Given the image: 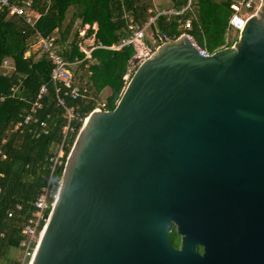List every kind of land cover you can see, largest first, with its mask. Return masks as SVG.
Masks as SVG:
<instances>
[{"label":"water","instance_id":"water-1","mask_svg":"<svg viewBox=\"0 0 264 264\" xmlns=\"http://www.w3.org/2000/svg\"><path fill=\"white\" fill-rule=\"evenodd\" d=\"M45 217L28 264H264V0L231 46H157L82 124Z\"/></svg>","mask_w":264,"mask_h":264},{"label":"trees","instance_id":"trees-1","mask_svg":"<svg viewBox=\"0 0 264 264\" xmlns=\"http://www.w3.org/2000/svg\"><path fill=\"white\" fill-rule=\"evenodd\" d=\"M22 1L25 0H10L17 4ZM31 1L32 10L39 14L34 29L23 18L9 15L6 9L0 11V66L4 59H9L15 68L7 76H3L0 70V98L3 99L0 101V258L8 257L12 250H21V229L31 216L41 189L49 184L52 194H57L66 159L82 126L77 120L70 123L74 133L67 135L61 164L54 166L52 160L68 122L56 96H62L65 106L83 119L102 102H98L102 100L99 96L109 86L110 95L104 101L107 109L113 110L138 67L133 65L138 44L120 50L96 49L91 60L79 64L78 69L86 79L80 86V96L76 99L64 96L68 89L55 87L50 79V62L43 54L28 51L35 31L44 37L55 33L58 37L56 43L72 61L75 57L83 59L77 48V32L83 25L92 27L96 24V44L110 47L126 35L129 19L142 26L157 15L152 0ZM233 1L191 0L186 8L188 0H170L171 9L183 12L157 16L149 25L148 39L141 42L145 47H153L154 51L161 44L158 38L162 34L175 40L186 33L209 54L231 46L233 41L226 43V38L230 31V5ZM187 21L190 28L184 29ZM92 32L90 28L88 34ZM15 85L19 90L13 95L11 89ZM42 86L46 91L37 100ZM56 88L59 89L57 94ZM36 101L40 107H33ZM26 116H30V121L15 129L17 122H22ZM41 123L45 124L44 129ZM169 240L174 248L179 247L180 237L175 230L169 234ZM11 262L19 264L18 261Z\"/></svg>","mask_w":264,"mask_h":264},{"label":"built area","instance_id":"built-area-1","mask_svg":"<svg viewBox=\"0 0 264 264\" xmlns=\"http://www.w3.org/2000/svg\"><path fill=\"white\" fill-rule=\"evenodd\" d=\"M20 1V0H19ZM254 0H234L232 4L230 5V8L232 10V15L229 20V28L230 33L231 31L235 33L234 36H230V34H227L226 43L233 41V43L238 39L239 33L241 32L243 26L245 25L247 19L252 15L251 11L254 8ZM191 4V0H188L186 8H188ZM7 10L9 15H15L18 17H21L24 19L25 23L29 25L32 29H34V24L37 21L39 14L36 11L32 10V1L31 0H25L22 1V4L17 3H11L10 0H0V11ZM242 11H246V16L243 17L241 15ZM182 11H166L162 14H157L155 17H152L149 19V21L145 25H139L132 21V19H129L126 35L123 36L118 44L110 46V47H104L102 44H96L95 42V34L97 31V25H93L90 27V25L85 24L83 27L78 29V40H77V48L78 51L83 54V59H79L78 57H75L72 61L67 58L63 54L62 47L56 43L58 37L55 33L51 34L50 36H42L39 32L35 31L34 35V41L31 44L28 51H34L38 52L40 54H43L45 58L50 62L52 65V70L50 74V79L55 85V87H64L67 92L64 93L65 95H68L69 97L76 99L80 96V86L76 83L74 73L72 68L79 65L84 60H91L92 58V52L96 49H109V50H120L123 47L130 46L132 44H138L142 40H144L147 37V32L149 30V25L153 24L156 17L159 15H170V14H181ZM184 29L190 28V22L187 21L184 24ZM92 29V34H88L89 29ZM186 36L189 38V40L193 43V45L196 46V48L200 51L201 54L204 56L209 55L205 50H202L197 46L195 41L191 36H189L186 33L181 34L178 38ZM161 43L164 41L170 40L165 35H161L158 38ZM232 43V44H233ZM145 47V46H144ZM147 49V46H146ZM152 52V51H151ZM150 52V53H151ZM0 70H2V75L7 76L11 74L15 70L14 65L11 63L9 59H4ZM19 90V86L15 85L12 87L11 91L12 94H16ZM46 91L45 87L42 86L39 92V95L37 96V100H39ZM59 92V89L56 88V94ZM57 104L64 108L65 117L67 119V125L63 129V138L61 143L59 144L57 148V154L52 160L53 165H60L61 157L64 153V147L66 145V138L69 133H74V129L70 126V123L73 120H77L81 123H84L88 116L84 117L83 119L79 118V115L73 111L72 108H68L65 106V102L62 96L57 95L56 96ZM0 101H3V99L0 98ZM40 107V104L36 101L33 105ZM108 110L107 109V102L102 101L96 105V107L92 110ZM34 112V108L32 109ZM91 111V112H92ZM90 112V113H91ZM89 113V114H90ZM30 121V116L24 117L23 121H18L15 125V129H18L22 126V123L27 124ZM40 126L44 129L45 124L41 123ZM81 129V128H80ZM79 129V131H80ZM78 131V133H79ZM44 134H46V130L43 131ZM77 133V135H78ZM77 137V136H76ZM76 139V138H75ZM74 144V143H73ZM50 181V180H49ZM53 200L51 201V197H53ZM56 195L52 194V190L49 186V184L41 189V192L37 198V200L34 202V210L32 211L31 216L29 219L25 222L24 226L21 229V235L22 240L20 242V249L22 252H24V260L25 264L27 261L30 260L32 257V254L35 250L37 241L40 237V235L43 232V229L45 228V225L47 223V218L45 216H48L49 211L51 210ZM19 209V207H17Z\"/></svg>","mask_w":264,"mask_h":264},{"label":"rangeland","instance_id":"rangeland-1","mask_svg":"<svg viewBox=\"0 0 264 264\" xmlns=\"http://www.w3.org/2000/svg\"><path fill=\"white\" fill-rule=\"evenodd\" d=\"M254 2H255L254 8L251 11V13L257 14L258 10L262 6V0H254ZM151 5L154 11H156V14L158 13L162 14L163 12H166L169 10L174 11L173 9L170 8L171 4L169 3V0H152ZM241 15L245 17L247 15L246 11H242ZM229 34L230 36L235 35V33H233L232 31ZM148 37H149V34L147 32L146 38L148 39ZM136 47H137V50H136L137 54H136V60L134 61L133 65H139L143 60H145L151 54L150 52L153 49V47H147L146 49V47H144L142 42L141 44L138 43V46ZM73 73H74L75 80L78 82L79 86H82V84H84L86 81L85 77L82 76V71H80L78 68L73 67ZM105 89L106 90H104V92L100 94L99 96V99H102V100H98V102L106 100V98L110 95V92L107 90L109 89V86H106ZM11 261H18L19 264H25L24 252H22L21 250H14V251L12 250L9 252L8 257L0 258V264H11L12 263ZM29 261H27L26 264H28Z\"/></svg>","mask_w":264,"mask_h":264},{"label":"crops","instance_id":"crops-1","mask_svg":"<svg viewBox=\"0 0 264 264\" xmlns=\"http://www.w3.org/2000/svg\"><path fill=\"white\" fill-rule=\"evenodd\" d=\"M169 2H170V0H169ZM96 25V24H95ZM79 58V57H78ZM80 59V58H79ZM82 59V58H81ZM81 63H83V61L81 62ZM80 65H77V67H75V68H78ZM72 70H73V68H72ZM106 90V89H105ZM109 92H110V89H107Z\"/></svg>","mask_w":264,"mask_h":264},{"label":"bare ground","instance_id":"bare-ground-1","mask_svg":"<svg viewBox=\"0 0 264 264\" xmlns=\"http://www.w3.org/2000/svg\"><path fill=\"white\" fill-rule=\"evenodd\" d=\"M60 163H61V161H60Z\"/></svg>","mask_w":264,"mask_h":264},{"label":"flooded vegetation","instance_id":"flooded-vegetation-1","mask_svg":"<svg viewBox=\"0 0 264 264\" xmlns=\"http://www.w3.org/2000/svg\"><path fill=\"white\" fill-rule=\"evenodd\" d=\"M179 248V247H178Z\"/></svg>","mask_w":264,"mask_h":264}]
</instances>
